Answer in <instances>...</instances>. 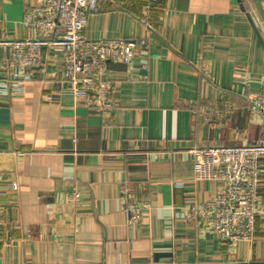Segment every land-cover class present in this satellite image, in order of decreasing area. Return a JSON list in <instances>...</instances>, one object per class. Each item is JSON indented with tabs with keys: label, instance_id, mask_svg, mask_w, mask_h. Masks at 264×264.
<instances>
[{
	"label": "crops",
	"instance_id": "crops-1",
	"mask_svg": "<svg viewBox=\"0 0 264 264\" xmlns=\"http://www.w3.org/2000/svg\"><path fill=\"white\" fill-rule=\"evenodd\" d=\"M35 1L0 0V264H264V186L251 240L182 218L223 188L196 178L193 150L264 142L254 0H106L83 35L147 42L108 65L111 109L73 92L59 48L14 80L1 43L37 36ZM129 197L149 206L135 225Z\"/></svg>",
	"mask_w": 264,
	"mask_h": 264
},
{
	"label": "built area",
	"instance_id": "built-area-1",
	"mask_svg": "<svg viewBox=\"0 0 264 264\" xmlns=\"http://www.w3.org/2000/svg\"><path fill=\"white\" fill-rule=\"evenodd\" d=\"M156 1V0H153ZM240 1V0H239ZM106 0H36L24 23L37 36L2 42L10 49L13 78L30 77L29 70L40 66L45 48L63 51V72L69 87L98 109H111L113 82L109 64L129 65L144 48L146 40L101 39L93 41L83 35L92 14L104 10ZM147 23V20L144 21ZM252 119H259L264 130V78L260 91L249 100ZM196 178L220 182L223 188L203 202L184 207L182 218L191 224H203L224 241L251 240L255 220L263 213L261 189L264 178L260 161L264 159V142L245 141L238 146L203 147L192 151ZM149 208L147 202L129 197L127 212L131 225L137 224Z\"/></svg>",
	"mask_w": 264,
	"mask_h": 264
},
{
	"label": "water",
	"instance_id": "water-1",
	"mask_svg": "<svg viewBox=\"0 0 264 264\" xmlns=\"http://www.w3.org/2000/svg\"><path fill=\"white\" fill-rule=\"evenodd\" d=\"M254 2H255L256 8H257V10H258V12H259L261 18H262L263 21H264V7H263V5H262V0H254ZM248 18H249V20L252 22V24L254 25V23H253V21H252V18H251V16H250L249 14H248ZM254 26H255V25H254ZM255 29H256V27H255ZM256 31H257V29H256ZM257 34H258V33H257ZM258 36H259L261 42H263V39L261 38V36H260V35H258ZM262 44H264V42H263Z\"/></svg>",
	"mask_w": 264,
	"mask_h": 264
},
{
	"label": "rangeland",
	"instance_id": "rangeland-1",
	"mask_svg": "<svg viewBox=\"0 0 264 264\" xmlns=\"http://www.w3.org/2000/svg\"><path fill=\"white\" fill-rule=\"evenodd\" d=\"M240 1H242V0H240Z\"/></svg>",
	"mask_w": 264,
	"mask_h": 264
},
{
	"label": "trees",
	"instance_id": "trees-1",
	"mask_svg": "<svg viewBox=\"0 0 264 264\" xmlns=\"http://www.w3.org/2000/svg\"><path fill=\"white\" fill-rule=\"evenodd\" d=\"M251 143V142H250Z\"/></svg>",
	"mask_w": 264,
	"mask_h": 264
}]
</instances>
